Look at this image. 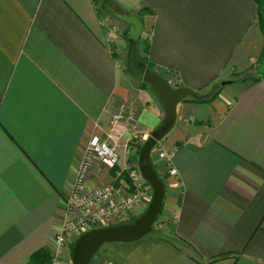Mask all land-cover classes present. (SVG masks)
I'll return each mask as SVG.
<instances>
[{
  "label": "crops",
  "instance_id": "obj_1",
  "mask_svg": "<svg viewBox=\"0 0 264 264\" xmlns=\"http://www.w3.org/2000/svg\"><path fill=\"white\" fill-rule=\"evenodd\" d=\"M110 3L126 15L150 11L147 67L198 99L178 104L162 141L175 149L178 176L152 155L168 225L108 243L92 264H264V74L248 79L264 57V0ZM103 8L105 0H0V264L48 263L83 149L94 132L105 138L123 105L150 135L165 119L155 89L119 66L129 43L111 45ZM89 182L113 179L96 164ZM39 251L43 263L33 259Z\"/></svg>",
  "mask_w": 264,
  "mask_h": 264
},
{
  "label": "built area",
  "instance_id": "obj_2",
  "mask_svg": "<svg viewBox=\"0 0 264 264\" xmlns=\"http://www.w3.org/2000/svg\"><path fill=\"white\" fill-rule=\"evenodd\" d=\"M102 25L109 31V42H115L116 29L110 25V21L106 18ZM142 35L149 34L143 31ZM137 124L134 112L123 105L112 117L105 138L97 132L90 137L78 163L67 202L66 219L56 237L51 264H64V248L72 239L97 229L93 228L94 225L103 223L107 227L122 223L137 217L138 211L149 205L152 199H149V192L153 194V190L134 160L149 137L145 139L144 131ZM155 150L158 160L166 164L168 174L176 178L178 171L172 165L175 149L166 147L161 141ZM122 159L124 163L121 166ZM96 164L114 173L111 174L112 183L89 185L91 171ZM104 264L114 263L106 261Z\"/></svg>",
  "mask_w": 264,
  "mask_h": 264
},
{
  "label": "water",
  "instance_id": "obj_3",
  "mask_svg": "<svg viewBox=\"0 0 264 264\" xmlns=\"http://www.w3.org/2000/svg\"><path fill=\"white\" fill-rule=\"evenodd\" d=\"M105 10L110 16L130 26L127 56L129 75L155 89L164 105L165 119L151 133L139 152V170L153 190V196L147 209L131 223L97 228L82 234L74 244L71 256L72 264H91L95 255L105 244L132 243L153 233L154 225L162 211L166 196L165 183L155 170L152 161L153 151L157 144L163 141L174 129L177 123L178 104L187 97L198 99V95L191 89L173 88L167 79L149 69L145 63L137 60V41L144 31L143 22L138 17L115 10L110 0H105ZM257 72L260 75L264 74V57Z\"/></svg>",
  "mask_w": 264,
  "mask_h": 264
},
{
  "label": "rangeland",
  "instance_id": "obj_4",
  "mask_svg": "<svg viewBox=\"0 0 264 264\" xmlns=\"http://www.w3.org/2000/svg\"><path fill=\"white\" fill-rule=\"evenodd\" d=\"M106 15V14H105ZM107 17V19H108V21H110V25L112 26V27H114L116 30H115V35H116V38H115V42H111V45H119V44H121V41L124 43V42H127V38H126V33L123 35V31H122V26L123 25H126V23H124V22H122V21H120L119 19H116V18H114V17H112V16H110L109 14L106 16ZM105 19V18H104ZM109 32V31H108ZM149 33V32H148ZM147 33V34H148ZM145 37H147V36H145ZM118 47V46H117ZM114 49V48H113ZM128 51H129V44L128 45H126V48H124V49H122V48H119L118 49V51H117V53H118V55H119V63H120V67L121 66H123L122 68L124 69V71H126V73H127V56H128ZM143 58V54L141 53L140 54V61L142 62V59ZM140 130H142V129H140ZM142 131H144V130H142ZM144 133H145V139H147L149 136H150V134H148L147 132H145L144 131ZM155 152V155L157 156V153H156V150L154 151ZM153 152V153H154ZM138 158H139V156H138ZM161 162H163V161H161ZM112 175L114 174L113 172H110ZM111 175V176H112ZM151 195V196H150ZM152 192H149V196H150V198L152 197ZM148 207V206H147ZM147 207H146V209H147ZM146 209H144V211L146 210ZM165 213V210H163V213L159 216V218H158V221H157V223H155V225H154V229H155V231H157V233H159L166 225H168L167 223L169 222V219L167 218V215L166 214H164ZM131 220V219H130ZM125 222V221H124ZM114 225H116V224H114ZM108 226V225H107ZM110 226V225H109ZM101 227H105L104 225H103V223H100V224H96V225H94V227L93 228H101ZM82 235V234H81ZM80 235V236H81ZM79 236V237H80ZM78 238H75L74 239V241L72 242V244L73 243H75L76 242V240H77ZM69 244V243H68ZM107 245H109V244H105L104 246H102L101 247V249L98 251V253L95 255V257L93 258V260H92V262H91V264L94 262V260L97 258V257H99V256H104V254H103V251H104V249L107 247ZM105 257H110V255L108 254H105ZM52 258V257H51ZM64 259V258H63ZM52 261V260H51ZM49 262V263H47V264H51L52 262ZM108 262V261H112V260H110V259H107V258H105V259H103L102 261H100V264H104L105 262ZM63 262H64V264H66V262L63 260ZM113 262V261H112ZM114 263V262H113ZM67 264H72V263H70V260H68V263ZM115 264V263H114Z\"/></svg>",
  "mask_w": 264,
  "mask_h": 264
},
{
  "label": "trees",
  "instance_id": "obj_5",
  "mask_svg": "<svg viewBox=\"0 0 264 264\" xmlns=\"http://www.w3.org/2000/svg\"><path fill=\"white\" fill-rule=\"evenodd\" d=\"M103 10V13L104 14H106V15H108V13L106 12V10H105V8H103L102 9ZM147 14H150V11L148 10V9H145L143 12H141V13H139L138 15H137V17H139V19L143 22V24H144V19H145V16L147 15ZM144 32H149L148 30H146L145 29V26H144ZM149 34V33H148ZM126 38H127V40H128V37H129V32H128V30H127V32H126ZM150 42H151V38H150V34L149 35H147V37H145V35H142L141 36V38L137 41V60L139 61V62H141L140 61V54L142 53L143 54V58L141 59L142 60V62L143 63H145V64H147V59H146V56H147V54H148V51H149V48H150ZM127 73L129 74V72H128V69H127ZM263 77V75H258V76H253V77H251V78H249L248 77V79H250V80H252L253 82H257L260 78H262ZM247 78V77H246ZM221 90H222V88H220L219 90H218V92L214 95V97H212V98H210V99H200V100H196V99H193V100H196V101H202V102H206V101H210V100H212L213 98H215L220 92H221ZM163 180V179H162ZM163 182H164V180H163ZM165 183V182H164ZM166 186V185H165ZM163 210H164V205H163V208H162V211H161V213H160V215L163 213ZM159 215V216H160ZM137 217H135V218H132L131 220L129 219V220H127V221H125V222H122V223H119V224H124V223H131V222H133V221H135V219H136ZM159 218V217H158ZM157 221H158V219H157ZM157 221H156V223H157ZM153 233H157V231H155V229L153 230ZM74 244L75 243H73L72 245H71V247H70V263H72V259H71V256H72V250H73V247H74ZM48 256V254L45 252V251H39L36 255H34L33 256V259L34 260H40V262L42 261V263L43 262H45L44 260V257H47ZM42 259V260H41ZM51 261V259H49L47 262L49 263Z\"/></svg>",
  "mask_w": 264,
  "mask_h": 264
}]
</instances>
